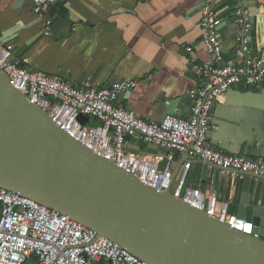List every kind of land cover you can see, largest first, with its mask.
I'll use <instances>...</instances> for the list:
<instances>
[{
  "label": "crops",
  "instance_id": "crops-1",
  "mask_svg": "<svg viewBox=\"0 0 264 264\" xmlns=\"http://www.w3.org/2000/svg\"><path fill=\"white\" fill-rule=\"evenodd\" d=\"M237 4L252 21L249 49L257 56L264 49V0H60L42 15L27 1L0 0V38L13 46L14 61L27 60L29 68L73 85L87 78L95 86L136 81L118 104L159 122L166 115L190 114L187 94L200 85L191 70L192 60L197 65L209 60L199 26L206 5L222 21L217 28L218 64L239 63ZM187 47H192L191 53ZM206 143L228 155L264 162V80L257 86L238 84L228 90L213 109ZM128 145L133 152H159L134 138ZM184 158L174 157L172 188ZM188 175V186H197L205 200L213 194L219 202L229 201L228 212L235 215L241 178L201 160L192 161Z\"/></svg>",
  "mask_w": 264,
  "mask_h": 264
},
{
  "label": "built area",
  "instance_id": "built-area-1",
  "mask_svg": "<svg viewBox=\"0 0 264 264\" xmlns=\"http://www.w3.org/2000/svg\"><path fill=\"white\" fill-rule=\"evenodd\" d=\"M24 1L31 3L35 13L42 15L60 0ZM234 14L238 41L235 54L239 63L219 65L221 40L217 28L222 21L210 13L209 5L202 11L201 43L209 60L199 65L192 60L191 70L198 75L200 85L187 94L192 99L189 118L171 114L159 122L145 120L118 104L119 97L129 92L136 81L95 86L87 78L73 85L56 75L29 68L27 60L23 64L14 61L13 46L2 42L1 38L0 70L15 90L86 149L154 190L169 189L175 198L192 208L205 211L242 234L252 235L255 227L251 222L229 214V201L219 202L213 194L205 200L200 189L193 190L186 184L193 160L204 161L231 177L242 179L244 174H251L264 178V162L228 155L206 143L213 109L224 100L228 90L238 84L257 86L264 80V49L257 56L250 54L253 24L248 12L237 4ZM45 34H48L47 28ZM192 50V47L186 48L188 53ZM80 115L89 116L98 123L82 126L78 121ZM127 137L159 152H133L125 140ZM175 152L184 155L186 160L172 188ZM100 259L104 264H146L69 217L0 188V264H96Z\"/></svg>",
  "mask_w": 264,
  "mask_h": 264
},
{
  "label": "water",
  "instance_id": "water-1",
  "mask_svg": "<svg viewBox=\"0 0 264 264\" xmlns=\"http://www.w3.org/2000/svg\"><path fill=\"white\" fill-rule=\"evenodd\" d=\"M0 188L69 217L146 264H264V178L241 179L235 216L255 227L242 234L86 149L1 70Z\"/></svg>",
  "mask_w": 264,
  "mask_h": 264
}]
</instances>
